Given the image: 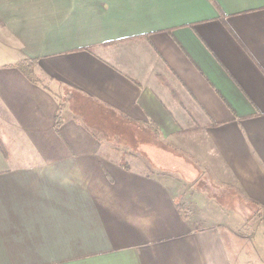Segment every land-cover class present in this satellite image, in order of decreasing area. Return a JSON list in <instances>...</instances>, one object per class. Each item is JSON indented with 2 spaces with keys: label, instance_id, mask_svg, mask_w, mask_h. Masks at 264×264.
I'll return each instance as SVG.
<instances>
[{
  "label": "crops",
  "instance_id": "crops-1",
  "mask_svg": "<svg viewBox=\"0 0 264 264\" xmlns=\"http://www.w3.org/2000/svg\"><path fill=\"white\" fill-rule=\"evenodd\" d=\"M233 192L264 227V0H0V264H235Z\"/></svg>",
  "mask_w": 264,
  "mask_h": 264
},
{
  "label": "rangeland",
  "instance_id": "rangeland-1",
  "mask_svg": "<svg viewBox=\"0 0 264 264\" xmlns=\"http://www.w3.org/2000/svg\"><path fill=\"white\" fill-rule=\"evenodd\" d=\"M144 135L146 134L144 133ZM147 137L149 138L146 139H143L144 137L141 138L142 139L140 141L141 143L137 144L139 148H141V146L142 147L144 146L145 141L150 143L151 141L150 138H152L154 139V141L152 142L153 149L154 148L158 149L159 147H161L164 149V151L166 149L167 151L170 152L172 151L177 153L175 149H172V147L164 144V142L160 140V137L159 138L155 137L154 133L150 132V135ZM121 160L125 161L124 158ZM174 178H177L180 181V183H182L181 185L184 186V189H189V193L186 190H184V192L181 194V196H183L181 198H183L186 202H188V204L183 202H181V204L184 205L185 210L187 212L192 210L193 213L194 210L193 204L191 201H189V199H187V196L191 195V189L193 185L192 180L194 177L192 176L178 177V175H176V177ZM201 184L203 183H200V185ZM203 186L206 188L210 187V185L207 183H205V185ZM239 199L240 197L236 192H233V195L230 196L227 195V197L224 195L218 196L215 194V197H212L211 200L212 212H215V214H217L219 217L222 216L223 218L225 215L227 217L224 219V221L226 222V227L223 225L222 229L227 233L229 232L233 234L234 237L233 252H234V261H235L234 263L264 264V227L260 219V214L257 213V209L252 205H249V207L246 208L244 203H242ZM199 206L205 207V203L200 201ZM212 220H214V218ZM261 235H263V237Z\"/></svg>",
  "mask_w": 264,
  "mask_h": 264
},
{
  "label": "trees",
  "instance_id": "trees-1",
  "mask_svg": "<svg viewBox=\"0 0 264 264\" xmlns=\"http://www.w3.org/2000/svg\"><path fill=\"white\" fill-rule=\"evenodd\" d=\"M35 63L34 60H30V59H22L20 60L17 64L16 67H18L27 77V79H29L30 81L33 82H40L41 84H43L42 82H44V80L42 79H38V75L36 74L35 71ZM58 116L56 117V125H58ZM170 147H173L169 144ZM178 209L180 211V213H182V216L184 217H188L189 211L187 212L185 210L184 205H182L181 203H178Z\"/></svg>",
  "mask_w": 264,
  "mask_h": 264
}]
</instances>
